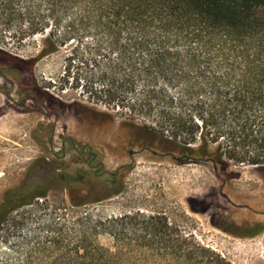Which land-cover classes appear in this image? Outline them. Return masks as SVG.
I'll return each mask as SVG.
<instances>
[{
    "label": "rangeland",
    "instance_id": "rangeland-1",
    "mask_svg": "<svg viewBox=\"0 0 264 264\" xmlns=\"http://www.w3.org/2000/svg\"><path fill=\"white\" fill-rule=\"evenodd\" d=\"M12 34L0 44V203L35 161L74 162L67 139L91 144L106 170L120 169L122 190L73 206L71 190L53 187L9 212L0 224V264H204L184 259L192 246L227 264H264V230L240 238L220 228L246 233L253 224L264 225V168L185 154L182 145L144 136L137 127L153 128L150 119L128 107L94 104L81 92L74 64L64 58L69 46L42 55L46 32L21 40ZM32 82L45 93L44 116L31 110V101L17 104L30 95ZM48 100L55 101L53 109ZM133 141L153 145L158 156L138 149L127 157L121 146ZM59 149L62 158L53 156ZM161 149L172 153L159 155ZM177 153L182 164L171 159ZM78 169L85 167L71 164L67 172ZM93 178L99 185L104 176ZM91 186L83 187L80 200ZM97 245L105 249L103 262L95 261Z\"/></svg>",
    "mask_w": 264,
    "mask_h": 264
},
{
    "label": "trees",
    "instance_id": "trees-1",
    "mask_svg": "<svg viewBox=\"0 0 264 264\" xmlns=\"http://www.w3.org/2000/svg\"><path fill=\"white\" fill-rule=\"evenodd\" d=\"M10 31L17 40L46 32L42 55L69 46L64 58L81 92L94 104L150 119L153 128L137 127L144 136L182 145L185 154L264 168V0H0V44ZM93 177L64 175L73 206L121 192L119 182L93 185ZM37 188L23 180L7 191L0 224L44 197L47 190ZM204 253L192 246L183 257L227 264ZM104 254L97 245L95 261Z\"/></svg>",
    "mask_w": 264,
    "mask_h": 264
},
{
    "label": "flooded vegetation",
    "instance_id": "flooded-vegetation-1",
    "mask_svg": "<svg viewBox=\"0 0 264 264\" xmlns=\"http://www.w3.org/2000/svg\"><path fill=\"white\" fill-rule=\"evenodd\" d=\"M29 94H25L23 96V99L19 101L17 104L24 105L25 102L31 101L34 105V107H30L33 112H36L38 114H41L44 116V108L41 105L45 103V93L42 92L40 88H38L35 84V82H32L29 85ZM10 104H12L11 101H9ZM48 107L49 109H53L55 105V101L48 100ZM24 108V107H21ZM26 108V107H25ZM51 131L48 135V141L51 142ZM67 144L69 149L73 150L76 159L69 163H57V164H52L48 161L47 158H43L42 160L35 161L31 167L28 168L27 170V178H25V185L27 187L35 188L40 186V188H37L38 191H44V190H49L50 188L53 187H61L64 188V175L65 174H71L67 172L68 167L71 164H80L81 166H84L85 169H78L81 170L82 172L86 173L87 175L93 177V176H99L102 175L104 176L103 180L106 179H113L115 180L116 183L119 182L121 185V190H122V178H118L119 171L120 169H116L113 171H108L103 167V162H102V157L100 154L96 152L94 147L91 144H84L75 141L74 139H67ZM122 153L126 155L127 157H132L134 154L137 153V150L140 149L142 151H148L152 156L156 157L158 156L157 149L153 146L150 145L144 141H139V142H125L121 146ZM154 153V154H153ZM65 154V151L62 149H59L57 153H55L53 156L62 158V156ZM159 155H166V154H159ZM175 158L180 159L183 161L180 157L175 156ZM177 163V162H176ZM181 164V163H178ZM129 167H126L125 169H128ZM75 170L74 172H76ZM41 173L44 174L43 176H46V179L40 178V181L37 185L35 183L28 184L29 179L33 178L37 174ZM73 173V172H72ZM51 175H55V178L53 179ZM45 178V177H44ZM254 226L247 231L246 233H232V235L240 238H253L259 233H261L264 230V225L263 224H253Z\"/></svg>",
    "mask_w": 264,
    "mask_h": 264
},
{
    "label": "water",
    "instance_id": "water-1",
    "mask_svg": "<svg viewBox=\"0 0 264 264\" xmlns=\"http://www.w3.org/2000/svg\"><path fill=\"white\" fill-rule=\"evenodd\" d=\"M154 154V153H153ZM171 159L173 160V161H175V162H177V163H183L180 159H178V158H175V157H171Z\"/></svg>",
    "mask_w": 264,
    "mask_h": 264
}]
</instances>
